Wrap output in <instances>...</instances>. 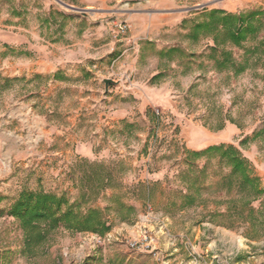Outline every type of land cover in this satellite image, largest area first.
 Returning a JSON list of instances; mask_svg holds the SVG:
<instances>
[{
	"label": "rangeland",
	"instance_id": "obj_1",
	"mask_svg": "<svg viewBox=\"0 0 264 264\" xmlns=\"http://www.w3.org/2000/svg\"><path fill=\"white\" fill-rule=\"evenodd\" d=\"M61 1L74 8L57 0H0V33L10 29L8 22L21 13L37 25L50 5L63 16H56L50 30L43 28L51 40L49 44L41 40L40 46L48 45L57 60L65 54L66 45L81 33L86 19H91L113 25L117 37L135 38L127 46L129 66L125 72L117 67V59L105 63L106 68L100 73L117 81L109 83L105 90L103 80L84 66L76 69L77 75H64L62 68L50 74L36 72L31 65L33 50L26 49V44L13 46L0 38V77L13 79L0 90V110L11 101L25 99L35 105L48 123L39 148L40 158L27 164L19 162L8 180L0 184V264L126 263L122 252L110 256L116 245L124 246L114 244L103 253L82 231L63 227L52 231L33 256L23 253L22 230L8 214L10 201L23 187L65 192L73 201L78 194V177L84 170L88 174L97 169L82 167L71 176L72 164L78 157L108 165L121 160L126 167L118 175L135 212L129 220L121 221L107 211L106 218L111 223L107 231L114 236L125 238L128 231L121 228V223L130 222L137 212L151 206L170 214L171 239L185 241L196 251L204 252L196 264H210V259H219L221 264H264V230L249 236L245 223L228 224L226 217L213 215L212 210L224 208L222 193H203L200 203L192 207L179 208L167 203V191L182 184L174 178L182 167V149H201L197 147L201 139L207 145H235L264 182V133L251 138L264 123V62L250 65L238 75L218 71L206 59L210 39L191 44L183 36L188 29L183 19L200 17L211 8L236 13L264 9V0ZM118 23L126 25L124 31H120ZM65 24L69 32L63 36ZM262 34L260 31L258 37ZM258 37L245 43L254 44ZM147 41L151 43L146 44ZM172 45L182 47L184 52L175 53L170 61L157 55L160 48ZM228 47L238 58L243 53L242 48L231 44ZM191 51L195 53L192 57ZM162 69L165 75L150 83L151 76ZM126 122L132 126H125ZM221 123L223 126L217 129ZM95 131L105 137L95 145L94 155L74 154L77 141L92 137ZM155 180H160L165 190H157L149 199L142 192L133 195L129 191L139 181ZM109 193L107 190L100 194L94 204L103 208ZM85 240L91 244H83ZM150 261L146 258L145 262Z\"/></svg>",
	"mask_w": 264,
	"mask_h": 264
},
{
	"label": "trees",
	"instance_id": "obj_2",
	"mask_svg": "<svg viewBox=\"0 0 264 264\" xmlns=\"http://www.w3.org/2000/svg\"><path fill=\"white\" fill-rule=\"evenodd\" d=\"M62 13L50 10L42 19L43 23L53 24L56 16ZM184 38L197 44L201 39H210L206 45V59L212 61L218 71H231L238 75L250 65L264 62V9L257 8L243 12H230L223 8L204 10L200 17H191ZM263 34L258 37V33ZM258 40L246 44L250 38ZM147 41L146 44H150ZM231 44L242 48L238 58ZM178 45L162 47L157 55L160 58L173 60L175 53H183ZM191 57L194 52L191 51ZM165 75V69L159 70L150 78L156 83ZM57 78V75H54ZM12 78L0 77V90L7 87ZM232 122V121H231ZM125 126H132L126 122ZM223 123L217 129H220ZM264 133V123L254 132L251 138ZM182 167L177 169L174 178L182 184L167 192V203L179 208L192 207L200 203L203 193L213 196L223 194L224 208L212 210L214 216H223L228 224L245 223L246 234L253 236L264 230V182L256 174L251 162L231 143H213L201 149H182L180 160ZM71 168L74 176L82 167H95V171H83L78 177V194L70 201L65 192L57 194L44 189L23 187L12 201L8 214L14 217L23 234V253L28 256L36 254L37 249L46 241L48 235L59 227L69 231H99L110 228L106 218L107 211L112 212L118 220H129L135 212V206L126 198L127 191L122 190L119 171H124V163L115 161L108 165L100 161H89L86 158H75ZM180 186V187H179ZM135 195L142 192L149 199L157 190L164 191L160 180L149 183L137 182L129 188ZM110 190L106 197L107 204L102 208L94 202L98 196ZM257 203V204H255ZM262 232V231H261Z\"/></svg>",
	"mask_w": 264,
	"mask_h": 264
},
{
	"label": "built area",
	"instance_id": "obj_3",
	"mask_svg": "<svg viewBox=\"0 0 264 264\" xmlns=\"http://www.w3.org/2000/svg\"><path fill=\"white\" fill-rule=\"evenodd\" d=\"M118 26L120 31L126 28L119 23ZM47 124L45 116L25 99L11 101L0 110V184L8 180L19 162L27 164L40 158L39 148L47 134ZM169 224L170 214L146 206L130 222L121 223V228L128 231L125 238L114 236L112 231L82 233L103 253L112 245L119 244L128 252L139 251L148 255L156 264H196L201 261L203 251H196L185 241L181 243L170 238ZM87 242L85 240L83 244L89 245L90 242ZM213 262L221 264L219 259L209 260L210 264Z\"/></svg>",
	"mask_w": 264,
	"mask_h": 264
},
{
	"label": "crops",
	"instance_id": "obj_4",
	"mask_svg": "<svg viewBox=\"0 0 264 264\" xmlns=\"http://www.w3.org/2000/svg\"><path fill=\"white\" fill-rule=\"evenodd\" d=\"M53 7L48 5L47 15ZM13 9V8H12ZM21 9V8H20ZM228 10V9H227ZM23 11V8L21 9ZM19 13V12H18ZM17 14L13 16L12 21L8 22L7 26L10 29L2 30L0 33V38L3 42L10 43L13 46H19L21 44H26L25 48L28 50H33L34 59L32 61L33 70L43 74H50L55 72L57 69L62 68L64 75L69 76V74H78L79 67L84 66L86 70H89L91 74L98 75L100 80L110 77L109 75L101 74L100 72L106 68L105 63L112 60V63L116 61L117 67L123 69L125 72L129 66L128 64V44L134 42L133 36L117 37L116 28L113 25H105L102 21H93L91 19H86V25L75 38L72 39L70 44L66 45L65 54L60 56L59 59L55 57L48 45L42 43H50L51 38L46 35L44 29H51L52 24H46L43 22L37 23V25L30 21L29 18H25L24 13ZM116 23H114L115 26ZM65 34L69 32L68 25L65 24L63 28ZM119 31V30H118ZM138 50V46H137ZM58 65L60 67H58ZM94 70H92V69ZM97 68V69H95ZM116 112V111H115ZM117 116V113H114ZM94 132V131H93ZM92 137H85L77 141L74 146L73 153L80 156H93L95 152V145L99 144L100 141L103 142L104 133L95 131ZM199 148H204L207 146L204 139L199 140ZM17 196L12 198V202ZM9 202V204H10ZM122 252L121 257L124 259V263L127 261L132 264H146V258L151 261L149 264H153L152 259L147 255L139 251L128 252L124 248L116 245L110 256L114 253ZM120 255V254H119ZM125 263V264H126Z\"/></svg>",
	"mask_w": 264,
	"mask_h": 264
},
{
	"label": "water",
	"instance_id": "obj_5",
	"mask_svg": "<svg viewBox=\"0 0 264 264\" xmlns=\"http://www.w3.org/2000/svg\"><path fill=\"white\" fill-rule=\"evenodd\" d=\"M57 1L60 2L61 4L65 5V6L74 8L72 6H69V5L65 4V3H63L61 0H57ZM103 82H104V89L107 90L109 83H115L117 81H114L112 78H104Z\"/></svg>",
	"mask_w": 264,
	"mask_h": 264
},
{
	"label": "bare ground",
	"instance_id": "obj_6",
	"mask_svg": "<svg viewBox=\"0 0 264 264\" xmlns=\"http://www.w3.org/2000/svg\"><path fill=\"white\" fill-rule=\"evenodd\" d=\"M221 236H222V235H221ZM221 236H220V237H221ZM215 240H216V239H215ZM214 242H215V241H214ZM218 243H219V242H218ZM226 243H227V242H226ZM240 243H242V242H240Z\"/></svg>",
	"mask_w": 264,
	"mask_h": 264
}]
</instances>
